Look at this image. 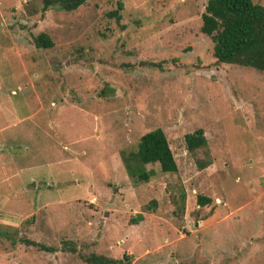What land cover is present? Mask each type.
Segmentation results:
<instances>
[{
	"label": "rangeland",
	"instance_id": "1",
	"mask_svg": "<svg viewBox=\"0 0 264 264\" xmlns=\"http://www.w3.org/2000/svg\"><path fill=\"white\" fill-rule=\"evenodd\" d=\"M204 1L0 0V264H264V71L212 58ZM156 127L176 170L134 180L118 152Z\"/></svg>",
	"mask_w": 264,
	"mask_h": 264
},
{
	"label": "trees",
	"instance_id": "2",
	"mask_svg": "<svg viewBox=\"0 0 264 264\" xmlns=\"http://www.w3.org/2000/svg\"><path fill=\"white\" fill-rule=\"evenodd\" d=\"M84 2L85 0H41L40 9L42 12L49 7H55L70 11ZM120 8V3H117L116 8L107 14L117 20V9ZM197 29L200 34L209 38L210 53L216 62L264 71L263 5L253 3L251 0H205L199 14ZM32 44L34 47L47 48L52 43L47 34L40 31L32 37ZM182 141L188 152L205 146L201 128L184 133ZM118 153L125 174L134 180L146 181L152 174V170L144 169L143 165L146 163L155 162L162 173H172L176 170L165 136L157 127L139 135L135 149L126 152L120 150ZM204 153L207 154L206 151ZM194 163L198 169H201L209 164V160L195 159ZM209 201L208 197L200 195L195 197L198 206ZM153 204L154 200L150 199L148 205ZM148 205H145L144 209H150ZM138 220H140L139 214L129 221L133 224ZM21 241L40 250H52L35 241L27 239H21ZM62 245L69 251H73L72 247H68L67 242H62ZM124 257L126 254L118 259L91 253L81 258L86 264H120Z\"/></svg>",
	"mask_w": 264,
	"mask_h": 264
},
{
	"label": "built area",
	"instance_id": "3",
	"mask_svg": "<svg viewBox=\"0 0 264 264\" xmlns=\"http://www.w3.org/2000/svg\"><path fill=\"white\" fill-rule=\"evenodd\" d=\"M92 200V199H91Z\"/></svg>",
	"mask_w": 264,
	"mask_h": 264
}]
</instances>
